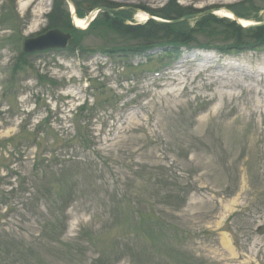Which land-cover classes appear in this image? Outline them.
I'll use <instances>...</instances> for the list:
<instances>
[{
  "label": "rangeland",
  "instance_id": "obj_1",
  "mask_svg": "<svg viewBox=\"0 0 264 264\" xmlns=\"http://www.w3.org/2000/svg\"><path fill=\"white\" fill-rule=\"evenodd\" d=\"M24 1L0 0V264H264V37L219 13L264 0H91L32 53L56 0Z\"/></svg>",
  "mask_w": 264,
  "mask_h": 264
},
{
  "label": "water",
  "instance_id": "obj_2",
  "mask_svg": "<svg viewBox=\"0 0 264 264\" xmlns=\"http://www.w3.org/2000/svg\"><path fill=\"white\" fill-rule=\"evenodd\" d=\"M109 8L105 6H100L95 9H93L89 15L87 16V21L91 22L92 18L95 16V14L101 10H108ZM229 11V10H228ZM232 14V17L234 20H236L238 23H240L243 26L250 27V26H263V21H250L248 23H242V18L239 17L237 14H235L232 11H229ZM71 17L73 20V24L75 28H81V26H78L75 23L76 18V9L73 7L71 11ZM149 17H152V15H149ZM164 22H168L166 20H161ZM73 38V34L69 31H64L60 28H51L47 30L44 33H41L37 36L28 37L24 41V49L27 52H33L38 50H44L49 48H66L69 44V41Z\"/></svg>",
  "mask_w": 264,
  "mask_h": 264
},
{
  "label": "trees",
  "instance_id": "obj_3",
  "mask_svg": "<svg viewBox=\"0 0 264 264\" xmlns=\"http://www.w3.org/2000/svg\"><path fill=\"white\" fill-rule=\"evenodd\" d=\"M71 1L75 4V6L77 8V12L79 14H82V12L78 9L77 0H71ZM83 2H93L94 3V5H93L94 7L104 4L103 2H97V1H91V0H83ZM57 3H60L61 6L65 7V8L68 7V3H67L66 0H56V5H57ZM56 5L54 6L52 14L50 15L49 27H61V28H67L68 27V28H73L72 21H71V18H70V12L66 9V10H63L64 14L61 15L62 10L59 9V8H58L59 9L58 10ZM106 6H109V5H106ZM151 13H153V12H151ZM235 13L237 15H239V16H245V15L241 14L238 11H235ZM105 14H107V13H105ZM177 15H181V13H177ZM63 16H64L65 19H62ZM165 17L166 18H172L171 15L170 16L167 15ZM224 20L226 22H228V24L234 25L238 30H251V31H254V37H253L254 39H259L262 36L264 37V26L245 28V27L239 25L236 21H234V20H232L230 18H226ZM169 226L170 225H168V228H169ZM168 228L166 229V231H168ZM157 259H158L157 264H172L171 261L166 262L165 260H163L160 255L157 256Z\"/></svg>",
  "mask_w": 264,
  "mask_h": 264
},
{
  "label": "bare ground",
  "instance_id": "obj_4",
  "mask_svg": "<svg viewBox=\"0 0 264 264\" xmlns=\"http://www.w3.org/2000/svg\"><path fill=\"white\" fill-rule=\"evenodd\" d=\"M30 1L31 0H25L23 3H22V5H23V7H26V5L28 4V3H30ZM49 3H50V1H49ZM219 13L220 14H223V15H228V16H232V14H231V12H229V11H227V10H220L219 11ZM139 16H140V18H147V16L144 14V13H139ZM249 19H245V18H242V23H248L249 21H248ZM75 23L78 25V26H83V27H87L88 25H89V23L90 22H88L87 21V17H76L75 18Z\"/></svg>",
  "mask_w": 264,
  "mask_h": 264
}]
</instances>
